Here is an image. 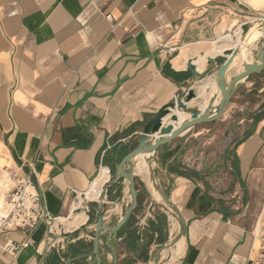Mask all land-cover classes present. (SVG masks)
<instances>
[{"label":"crops","instance_id":"1","mask_svg":"<svg viewBox=\"0 0 264 264\" xmlns=\"http://www.w3.org/2000/svg\"><path fill=\"white\" fill-rule=\"evenodd\" d=\"M261 17L264 0H0V169L29 174L51 217L0 232V264H93L97 215L117 219L129 202L116 168L143 123L189 88V109L219 103L215 73L235 48L226 83L256 58L260 37H246ZM239 84L220 118L143 155L147 174L133 159L138 204L113 239L117 264H154L174 238L154 181L187 222L158 264H253L264 215V70ZM100 236L101 264H111Z\"/></svg>","mask_w":264,"mask_h":264},{"label":"water","instance_id":"2","mask_svg":"<svg viewBox=\"0 0 264 264\" xmlns=\"http://www.w3.org/2000/svg\"><path fill=\"white\" fill-rule=\"evenodd\" d=\"M261 18H263V32L258 40L257 45L259 49L256 58L251 62H243V70L238 72L229 82L226 83V72L236 54L239 52V50L235 48L215 73L216 85L221 94L219 103L205 108L199 106L196 110H191L188 108L187 102L196 98L197 94L194 88H189L182 93L181 97L173 98V100L160 107L150 119L143 123L141 132L138 136L137 146L122 157L116 168V175L127 182L129 202L127 205L123 206L121 214L117 219L104 222V214L106 210L103 209L100 210L97 215L91 249V254L94 259L93 264H101L103 260V256L99 250V239L102 232H106L104 240L106 249L109 251L112 259L111 264L118 263V254L113 239L118 230L129 220L138 204V192L133 172V159L140 155H156V152L161 145L174 140L185 130L198 124L213 122L220 118L226 110L231 97L239 88V83L251 75L264 70V17ZM188 67L191 74L198 76V73L195 72L194 66L189 64ZM182 112L188 113L189 118L182 119ZM169 114H171L170 121L166 123ZM151 173H153V171H151ZM154 183L163 202L175 212L178 218V233L169 242V245L172 246L186 234L187 222L179 207L172 201L170 195L167 194L155 181ZM164 247H166V245L156 253L154 264L159 263L160 253Z\"/></svg>","mask_w":264,"mask_h":264},{"label":"built area","instance_id":"3","mask_svg":"<svg viewBox=\"0 0 264 264\" xmlns=\"http://www.w3.org/2000/svg\"><path fill=\"white\" fill-rule=\"evenodd\" d=\"M7 173L11 184L3 191L5 214L0 220V232L13 229L31 231L42 222L49 225L51 217L44 210L42 196L30 175L22 174L19 167L8 169ZM143 225V218L138 219L137 226ZM18 249L19 246L15 244L6 245V250L12 254Z\"/></svg>","mask_w":264,"mask_h":264},{"label":"bare ground","instance_id":"4","mask_svg":"<svg viewBox=\"0 0 264 264\" xmlns=\"http://www.w3.org/2000/svg\"><path fill=\"white\" fill-rule=\"evenodd\" d=\"M260 29H258L256 26H257V24H255V25H252L251 27H250V29H249V34H247V37H246V41L248 42V43H252V42H254L255 40H257L261 35H262V32H263V18H261L260 19ZM243 56H244V54H243ZM238 60V59H237ZM235 62H237V61H235ZM181 63V62H180ZM235 63H233V65H234ZM232 65V66H233ZM212 82H213V80H212ZM207 82H206V80H205V86H207ZM212 83L210 82V84L209 85H211ZM203 86V85H202ZM213 86H215V85H213ZM205 87L203 86V88L202 89H199L198 91H203V89H204ZM200 95V94H199ZM218 96L220 97L221 96V94H220V92L218 91ZM205 97V96H204ZM201 107H203V105L201 104L200 105ZM168 122V121H167ZM143 158V155H140L139 157H137L136 158V164H135V167L138 165V164H140V166H141V168H142V170L147 174V167H146V163H145V161L142 159ZM6 179H9V177H8V173L3 169H0V187H1V190H2V188H3V186L5 185V182H6ZM149 183H151L150 181H148V184ZM3 185V186H2ZM151 186H152V190H151V192H155V197L158 199V200H160V194H159V192L153 187V185H152V183H151ZM3 194V193H2ZM2 198H3V196H2ZM2 202H3V204H2ZM2 202H1V195H0V220H1V218H2V216L5 214V211H4V207H3V205H4V199H2ZM79 204V202L78 203H76V205H78ZM1 209L3 210V212H2V214H1ZM170 210H171V212L172 213H174L175 214V212L171 209V208H169ZM180 209V208H179ZM170 213V212H169ZM175 216H176V214H175ZM175 216L173 215V226H172V228H171V234L173 235V237H175L176 236V234H177V232H178V221L175 219ZM181 238H183V237H181ZM180 238V239H181ZM171 247H173V246H170L169 244H167L166 245V247L164 248V251L162 252V259H165L166 257H167V251H166V248H171Z\"/></svg>","mask_w":264,"mask_h":264},{"label":"rangeland","instance_id":"5","mask_svg":"<svg viewBox=\"0 0 264 264\" xmlns=\"http://www.w3.org/2000/svg\"><path fill=\"white\" fill-rule=\"evenodd\" d=\"M9 183H10L9 179H6L5 185L4 186L2 185L3 186L2 190L0 187L1 202L3 199L2 193L4 190H6L10 186L11 183L10 184ZM2 204H3V202H2ZM3 207L5 208L4 205H3ZM2 212H3V210H1V214H2ZM172 214L175 216L174 213H172ZM175 219L178 221L177 216H175ZM255 238H256V240H255L254 245H255V248H257V256H256L255 260L253 261V264H264V215L261 219H259V221L257 223Z\"/></svg>","mask_w":264,"mask_h":264}]
</instances>
